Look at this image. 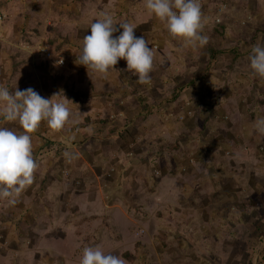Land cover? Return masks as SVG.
<instances>
[{
    "label": "rangeland",
    "instance_id": "1",
    "mask_svg": "<svg viewBox=\"0 0 264 264\" xmlns=\"http://www.w3.org/2000/svg\"><path fill=\"white\" fill-rule=\"evenodd\" d=\"M199 2L208 43L193 48L144 0H0V86L71 110L30 133L39 167L15 204L0 200V264H80L95 246L126 264H264V79L248 59L264 0ZM103 12L152 48L150 84L124 59L107 74L76 63ZM236 44L242 60L206 68L209 49Z\"/></svg>",
    "mask_w": 264,
    "mask_h": 264
},
{
    "label": "clouds",
    "instance_id": "2",
    "mask_svg": "<svg viewBox=\"0 0 264 264\" xmlns=\"http://www.w3.org/2000/svg\"><path fill=\"white\" fill-rule=\"evenodd\" d=\"M144 6L164 23L171 37L182 41L184 47H202L208 43L207 36L201 34L204 20L199 0H144ZM89 28L91 34L82 39V52L76 55L77 64L88 71L107 74L120 59H124L126 70L137 77L138 84L151 83L154 52L143 37L134 34L136 26L133 23H117L113 15L103 12ZM120 29L123 31L119 36H113ZM248 59L252 74L264 79V45L253 46ZM59 95L54 93L46 99L32 88H16L11 92L0 86V117L6 122L18 121L24 130L17 134L0 126V200L15 204L16 197L34 182L39 165L33 155L30 133L42 121L55 131L61 130L69 121L68 99L58 101L55 98ZM254 127L257 133L264 135V117L258 118ZM80 264H126V261L116 255L104 254L99 246H95L83 249Z\"/></svg>",
    "mask_w": 264,
    "mask_h": 264
},
{
    "label": "trees",
    "instance_id": "3",
    "mask_svg": "<svg viewBox=\"0 0 264 264\" xmlns=\"http://www.w3.org/2000/svg\"><path fill=\"white\" fill-rule=\"evenodd\" d=\"M261 31H258L254 37H253V41H252V47L259 44L258 43V38L261 35ZM252 49V48H251ZM251 49L250 52L251 53ZM209 56H208V63L206 68L210 69L211 67L217 65L218 61H220V58L222 56H225L227 54H231L233 55L234 59L233 61L238 62L239 60H242V58L244 57V55L241 52V49L238 47V45L236 44V47L230 48V49H223V50H215L213 48L209 49ZM198 78H196L195 76H193V78L191 79V81L187 84V86H184L182 88L179 89V91H176L174 93V99H177V97L179 96L180 91H183L185 89L190 88L191 85H194L197 82ZM184 88V89H183ZM213 106H215L214 104H212Z\"/></svg>",
    "mask_w": 264,
    "mask_h": 264
},
{
    "label": "built area",
    "instance_id": "4",
    "mask_svg": "<svg viewBox=\"0 0 264 264\" xmlns=\"http://www.w3.org/2000/svg\"><path fill=\"white\" fill-rule=\"evenodd\" d=\"M45 53H46L45 55H46L47 57H50V55H49V53H48V52H45ZM61 64H63V63H61Z\"/></svg>",
    "mask_w": 264,
    "mask_h": 264
}]
</instances>
